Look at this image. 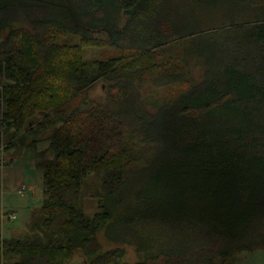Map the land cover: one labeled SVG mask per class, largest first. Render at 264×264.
<instances>
[{"label":"trees","instance_id":"trees-1","mask_svg":"<svg viewBox=\"0 0 264 264\" xmlns=\"http://www.w3.org/2000/svg\"><path fill=\"white\" fill-rule=\"evenodd\" d=\"M99 30L116 52L88 59ZM2 31L1 118L29 134L51 125L53 154L41 205L0 236V264H65L76 250L88 264H232L264 248V0H0ZM185 42L200 76L173 53ZM100 77L111 102L87 97ZM102 228L145 255L99 251Z\"/></svg>","mask_w":264,"mask_h":264},{"label":"rangeland","instance_id":"rangeland-1","mask_svg":"<svg viewBox=\"0 0 264 264\" xmlns=\"http://www.w3.org/2000/svg\"><path fill=\"white\" fill-rule=\"evenodd\" d=\"M125 18L126 14L123 11H120L118 18L119 23H122ZM16 24L20 25L25 23L24 21L20 20L17 21ZM40 27H42V25H40ZM4 33L5 32L2 31L0 33V37ZM92 34L94 36H98L101 39L98 41V43H89L82 46L84 57L88 59L101 58L116 52L113 47H111L104 41V38L107 36L104 30L94 31ZM61 40L79 42L78 38L68 35H62ZM188 46V43L185 42L184 44L179 45L176 50H173V53H177L181 57L188 58L194 65L191 68V71L195 76H200L201 60L196 58V56ZM2 79V81L6 80L5 77H3ZM108 84L109 81L107 79H104L102 77L96 79L87 88V97H89V99L101 102H108L109 100L111 102V96L113 97V95L111 93V89L108 88ZM151 90H153V87L151 85H147L142 90V94L150 93ZM3 108L4 102L2 101L0 94V192L1 190H5L8 189V187L14 186L11 185L9 181L13 182V180L15 181L17 179L16 183L19 184L17 185L18 187L16 186L13 188V193L22 201V197L25 196L32 198L35 197V195L37 194V190L38 193L41 194L43 177H40L39 175V181H37V178H34L33 180H31V182H29L27 180L23 181L21 179H18L17 176L21 175L22 167L26 166H30L34 169L38 168V170H42L43 172L40 161L44 158L52 157L53 154L51 149H47L49 145L48 135L52 127L51 125H49L44 130H40L39 132L34 134L25 133L26 130L23 127L19 130L14 129L13 127H7L6 123H4L3 119L1 118V112ZM41 117V112H36L34 114V118L36 119ZM35 126L36 124H34V127ZM33 138L36 140V142H33ZM9 159L14 160L15 162H10ZM99 183L100 178L98 173L95 171L90 172L85 178L84 184L82 186L83 188L81 201L83 208L87 213L91 214L97 209V196L95 195V190L98 188ZM30 184L33 185V189L31 190L29 187ZM41 195L43 196V194ZM27 197L25 198L24 202L26 204L32 203L34 206L29 207L28 210H20V212L18 211V213H15L10 206L4 207L6 205L3 206L2 202H0L1 237L17 235L18 232L24 230L27 226V222L31 217L32 211L34 209H37L41 205L40 204L38 206V203H34L37 201H30ZM11 215L14 216L11 217ZM97 239L100 244L99 251H105L114 247L123 248V254L120 257L121 260L136 261L141 259L146 252V250L138 249L133 240H114L107 237L103 228L97 232ZM88 263L89 260L85 257L83 252L81 250H76L65 264ZM232 264H264V248H258L253 251L237 254V256L232 260Z\"/></svg>","mask_w":264,"mask_h":264},{"label":"crops","instance_id":"crops-1","mask_svg":"<svg viewBox=\"0 0 264 264\" xmlns=\"http://www.w3.org/2000/svg\"><path fill=\"white\" fill-rule=\"evenodd\" d=\"M9 160H10V162H13V163L15 162L12 159H9ZM35 169L30 167V166L29 167H27V166L26 167H22L21 175L17 176V178L21 179L23 181L27 180L29 182H31V180H33L34 178H37V181H39L40 179L38 177H39V175H40V177H43V172H42V170H38V168H35ZM34 176H36V177H34ZM16 180L15 181L13 180V182L9 181V183H11V185H14V186L8 187V189H5V190H1V192H0V202H2L3 206L6 205L4 207L10 206L15 213H18V211L20 212V210H24V209L28 210L29 207L34 206V205L32 203L26 204L24 202V200H25V198L27 196L22 197V201H21L13 193L14 192L13 188L16 187L19 184V183L18 184L16 183ZM29 187H30V190L33 189V185L30 184ZM36 193L37 194L35 195V197H33V198L32 197H27V198L30 201L31 200L37 201V202H34V203H38L37 205L39 206L41 204V202H42V197L43 196L41 194H43V193H42V190H41V194L38 193V190H37Z\"/></svg>","mask_w":264,"mask_h":264},{"label":"built area","instance_id":"built-area-1","mask_svg":"<svg viewBox=\"0 0 264 264\" xmlns=\"http://www.w3.org/2000/svg\"><path fill=\"white\" fill-rule=\"evenodd\" d=\"M14 215H11V217H13Z\"/></svg>","mask_w":264,"mask_h":264}]
</instances>
